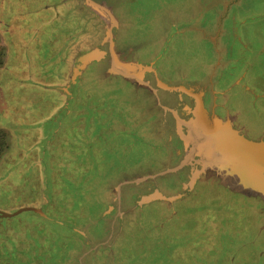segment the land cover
Wrapping results in <instances>:
<instances>
[{
	"label": "crops",
	"instance_id": "crops-1",
	"mask_svg": "<svg viewBox=\"0 0 264 264\" xmlns=\"http://www.w3.org/2000/svg\"><path fill=\"white\" fill-rule=\"evenodd\" d=\"M92 1L98 2V0ZM99 1L110 10L116 19L117 26L113 30V46L118 57L122 61H140L151 64V71L146 73L148 85H141L133 78H128L119 73H105L106 68L109 65V60L105 58L100 61H91L82 69L78 78L75 79L73 89L74 94H72V97L69 99L67 93L62 91V88L63 86H66L71 79L73 60L80 52L92 48L100 43L104 35V29L101 30V22L99 21L101 24L100 33L98 35L99 37L93 36L95 40L94 42L89 44H86L85 42L83 44H73V41H70V43L65 44L63 48L68 51L67 57L61 52L62 46L59 45V49L57 47L53 51L52 56L54 57L53 59L58 61V64L61 65L60 73L64 76V79L58 85L49 86L52 89H56L60 96L55 97L57 100L54 104L55 107H53L51 112L48 113L49 115L44 120V123L48 126L49 131L43 132V128L41 126L37 127V138L41 140V145L38 144L37 149L42 155L41 157L46 156L47 154L46 141L53 135V127H55V130L60 129V127H62L61 123L64 121L70 124H76L71 127L73 129L71 135L66 130L59 132L58 134L61 135L62 133L67 140L69 139V143L64 147L66 142H59L58 148L55 150L56 152L53 149L50 155L55 153L61 156L63 154H72V158L70 159L72 162H70L71 166H74L75 162L77 163V166H104V164H102L104 163L102 159L106 155L105 152L108 151V153H110L114 151L113 153L120 154L122 158H124L123 160L113 163L114 166H117V172H120L121 167L126 166L125 173L127 175L140 173L141 175H148L152 172L156 173L164 170L169 166H178L180 161L183 160L184 156L187 154L188 149H191L193 146V161L189 162L190 166H227L223 164L224 162L222 158L221 160L218 158V160L214 159L213 161V157L216 155L213 153V149L221 146L222 144V140L219 138L215 140L213 145L209 148V145L197 146V140L195 138L186 140L182 138L177 131L175 132L176 119L179 118L181 121H184L188 117L189 113L191 115L192 111L196 107L194 99L189 94L190 86L195 88L203 87L204 89V94L201 96L203 116H200V119L202 121L206 120L205 122L208 124V128H211L212 130L211 135L213 139L216 138L214 133H218L220 131L218 128L223 130L226 126H229L236 132L237 135H241L246 141L253 144L261 143L264 140V123L261 125L260 122L255 123L247 120L243 122L239 111H235L231 107V101L235 97L237 98V93L241 92L249 96V100L252 106H254L256 114L259 117H264L263 108H256L257 102L259 100H264V86L261 85L259 76L254 72V69H256V58H254L255 51L253 47L250 46L247 38L241 34L239 29L245 21L264 15V5L254 8L253 11H250L249 13L240 14V12H238V8L241 4V0H222V10H228V13H226V20L224 21L223 26L213 23L211 26V30L213 31L212 34L207 33V25L199 22L200 17L198 14L197 17H195L194 22L192 19H184L181 22L175 19L171 20L167 27L165 26V41H162L153 49H148L143 45L146 38L145 31L149 27L152 28L151 26H134V31L136 33L137 31H140V38H134L132 36L129 38L128 35L123 36L120 34V18L114 10L113 0ZM82 7V10L85 9L84 11L86 12L85 0ZM158 8L159 7H157V9ZM209 9L219 10L218 8L215 9V7H207V10ZM231 11L233 12L232 15L230 14ZM190 17L193 16L189 15L188 18ZM75 18H77V23L74 21ZM222 18L223 16L219 19ZM70 19V28L80 30L79 14L73 12ZM189 27L199 30L202 35H204L211 42V44H214V49H212L215 54V59L212 61L213 63L211 62L212 64L210 63V67L208 65L206 70L203 71V74L200 76H188L181 71L168 72L165 68H163L164 63L162 62L167 56V52L172 47L173 43H175L176 37ZM217 29H219V31H217ZM93 32L97 33L96 30ZM83 35H85L84 32ZM222 38L225 43L232 42L237 39L243 44L246 56L244 58L245 62L242 63L245 67L243 69L241 63L239 67L240 69L238 68L234 75L232 73L233 76H236V74L239 73L244 74L247 81L243 85H230L232 78H229V80L226 81V79H228V74L227 71H224V68L229 66L227 64L230 60L234 61L236 59V55L232 54L230 50H228L227 54L224 55L222 45H218V43L222 41ZM76 39L78 42L81 39L80 35H78ZM83 39L85 38L83 37ZM134 43L136 44L134 45L135 47H131ZM140 46L142 48H139ZM142 52H144L145 55L142 56ZM92 63L101 66L100 71H98L100 81L105 84H110L114 80L127 82V89H129L130 92H127V95L122 93V97H118L116 95L118 93L113 92V89L117 90V87L104 89L99 86L98 83H92L96 89H99L97 90V93L94 89L89 88V90H85L84 95H82L81 88L85 82H88L87 80L84 81V73L87 66ZM26 75L27 74L21 76V78L25 81L21 82L19 79L17 80L15 78V83L18 82L23 88L26 84H38L36 81L25 77ZM44 75H48L47 70ZM158 81L168 82L172 85H180L183 89L181 91L171 89L167 98L161 97L160 94L154 95L151 90H160ZM119 89L121 90L122 88ZM87 95L89 98L94 99L93 103H91L89 98L87 99ZM82 98H84L85 101L81 103ZM52 99L54 100V97H52ZM216 100L220 101L222 104L225 103L229 110L225 113L219 111L215 107ZM63 105L66 108L63 115L60 118L54 117V114L60 110ZM87 107H93V110L91 111ZM205 122H203V125ZM171 126L174 128L173 147L168 145L166 142L167 139L170 141L171 138L166 136L165 128ZM90 127H92V130ZM185 132L186 131L182 127V133ZM203 158L206 161L203 160ZM208 159H211L212 164L207 162ZM145 160H147L146 163ZM67 161L68 160H65V162ZM149 162L150 165L145 170L135 169L137 166H146ZM107 164H105V166ZM60 166H62V162ZM254 166L262 165L256 163ZM32 167L33 166H27L26 169L30 170ZM54 168L55 166H53L52 169ZM60 169L61 170L58 173L59 175H51L48 179L45 177L48 181V187H46L45 184L43 192H41L42 194H40V196L37 194V204L35 206H21L40 208L46 216L26 209L22 211H29L31 216L26 219L18 220L16 222V230H12L8 228V226H2L0 223V264H13L15 262L19 264H40L38 259L33 256L34 250L41 251L42 249H49V242L55 243L59 240H61V243L64 246L68 242L71 231L78 234L80 238V234L71 228L74 225L70 224V222L66 220L65 216L57 213L58 216L55 215L56 217H53L48 213V210L51 209L59 211L57 208L58 200H66L65 206L67 209L69 207V198L72 193L70 184L75 183V181L70 182L69 179L65 180V178L60 175L62 174V167ZM57 175V178H60V180H56ZM158 177L165 178L161 179L160 183L154 179L156 184L155 186L165 195H172L173 192L176 193L178 191L177 179L171 173L161 174ZM148 179L150 178H147V180ZM21 181L24 182V180ZM125 184H129V181L121 185L123 186ZM144 185H146L145 182ZM62 188H65V191L62 190ZM220 189H224V191H228L230 193L233 192L244 196L258 198V200L262 201V210H264V198L258 194L248 193L224 183L222 178L213 168L209 170L208 173L197 182L191 192L182 199L175 200L172 203L166 200L158 199L145 204L165 205L163 214L159 216V219L156 217L157 226L162 232H164L172 226L173 219L178 218L179 213L178 211H175L176 206L179 203H185L187 210L185 209L183 212H189V215H191L190 219L192 220L189 226L197 231V238L195 242L191 243V250L198 251V256L200 253L204 252V264H207L211 260H213L211 262L212 264H244L239 262L237 249L224 250L223 258L218 256L220 247L217 245L213 237L214 232L212 231V227L214 223L212 220L208 218L198 221L193 220L196 215L201 213L212 212L215 210L225 211L230 209L229 206L234 203V201L229 199L230 197L223 198L222 202L213 204L211 210L208 208L204 209V202H208L210 200H201L209 194L219 193L218 191H221ZM79 195L83 196L84 199L87 197V193H85L82 189L79 190ZM130 202H132V198ZM40 203H44L48 206V210L43 208V206H38ZM100 209L101 207L99 208L97 214H100ZM20 212L11 216H0V218L16 216ZM141 215H143V213ZM168 216L172 217L169 221H167ZM154 218L155 217L152 219ZM141 219L143 222L150 220L145 218V215L141 216ZM165 221L168 223H165ZM31 227H36L37 230H39V244L37 241L35 242L33 240V236L30 234ZM18 231H21V233ZM6 232L9 233V237H4ZM22 235L25 236L23 242L20 238ZM251 240L252 239H246L240 242L244 245L251 242ZM81 242L83 243L82 239ZM30 251H32V254ZM248 257L253 261L264 258V251L257 249L250 253ZM219 259H222V261H217Z\"/></svg>",
	"mask_w": 264,
	"mask_h": 264
},
{
	"label": "rangeland",
	"instance_id": "rangeland-1",
	"mask_svg": "<svg viewBox=\"0 0 264 264\" xmlns=\"http://www.w3.org/2000/svg\"><path fill=\"white\" fill-rule=\"evenodd\" d=\"M7 1L8 0H0V10H3L2 3ZM14 1L16 0H11V2ZM98 2L102 3L99 0ZM221 2L223 1L113 0L114 10L120 18V34L123 36L128 35L129 38L131 36L134 38L141 37L140 31H137V33L134 31V26H151L152 29L157 30L158 26L167 27L169 22L175 19L179 20V22L183 21L184 19H192L194 22L197 14L200 17L199 22L207 25V33L212 34L213 31L211 30V26L213 25V23L223 26L224 21L226 20V13H228V10H222L223 4ZM83 3L84 0L82 1V4ZM262 5H264V0H241L238 12H240V14L249 13L250 11H253L254 8L260 7ZM157 7L159 8L157 9ZM207 7H215V9L218 8L220 11L210 9L207 10ZM68 9L72 10L66 11ZM58 11L60 12L61 20L63 22L71 21L68 15L71 12L72 14L73 12L79 14L80 33L83 34L84 32L87 36L90 34V38H93V36L99 37L98 35L100 33L101 24V30L105 29V26L107 25V22L89 6L86 5V12L82 10L77 0H62ZM232 13L233 12L231 11L230 14L232 15ZM10 14L8 12L6 13L5 11H0V29L2 25L10 22L8 21L9 19H11L13 24L15 23V21H13L12 15L10 18ZM189 15H192L193 17L188 18ZM222 16L223 18L219 19ZM74 21L77 23V18H75ZM99 21L101 22V24L99 23ZM239 29L241 34H243L247 38L250 46L253 47L255 51L254 58H256V69H254V72L259 76L261 85L264 86V15L245 21L244 24L239 27ZM94 30H96L97 33H94ZM2 38L3 42H5L9 50L8 62H10L13 55L12 48L14 44L12 39L10 40L9 38H5L4 34L2 35ZM52 45L53 44H44L42 49L45 51L50 50L48 46ZM64 46L65 44L63 45V47ZM212 48L214 49V47H212L211 45V42L204 35H202L199 30L189 27L176 37L175 43H173L172 47L167 52V56L162 62L164 63L163 68H165L168 72L181 71L188 76H200L201 74H203V71L206 70L208 65L210 67V63L215 59V54ZM2 49L3 46L2 44H0V53ZM141 55L143 56L145 55V53L142 52ZM35 57L36 59H41V57L48 58L49 56L45 52L41 51L39 53H35ZM53 58L54 57H50V59L48 58L46 60H43V62L47 65L48 75L35 73V70L33 68L32 73L28 72L25 76L30 80L36 81L38 84H26V86H24V90L28 91V94L24 95L27 97L25 98L27 100H24V104L22 106L20 105V107L22 109H27L32 104L35 105L37 108L34 111L39 110L40 112L39 114L33 113V117L36 119L43 118L49 112H51L53 107H55V102L53 103L54 100H51L50 98L60 96L59 92L56 89H52L49 87L50 85L60 84V82H62L64 79V76L60 73L61 65H59L58 61L54 60ZM100 68V65L93 63L87 66L84 73V81L87 80L88 82H85L83 85L84 88H81L82 95H84L85 90H89V88L94 89L97 93V90L99 89H96L92 85V83H98V85L103 87L104 89L117 87V90L113 89V92L118 93L116 94L118 97H122V93L124 95H127V92H130V90L127 89V82L114 80L110 84H105L104 82L100 81L98 72L100 71ZM119 88L122 89L120 90ZM236 96L237 98L235 97L231 101V107L235 111H239L240 117L243 122L246 120L255 123L260 122V124L262 125L264 123V117H259L256 114L255 108L254 106H252L249 100V96L241 92L237 93ZM88 98L89 97L87 95V99ZM89 99L91 103L94 102L93 98ZM84 101L85 99L82 98L81 103ZM256 108H263L264 110V100H259L257 102ZM88 109L92 111L93 107ZM90 129L92 130V127H90ZM65 130L70 133V135L73 132L71 126H66ZM6 135H8L7 129H5L4 127H0V211L9 213L21 206H35L37 204V194L40 196V194H42L41 192H43L45 184L48 183L46 178L48 179V177H50L51 175L54 176L58 174L61 170V167L63 170L62 174L60 175L64 178L67 179V175H71V177L73 175L78 177V171L80 170H78L79 166H77L76 162L74 166H71V171L69 172V174L65 170L67 166H56L57 164L61 165V162H65V160L69 161L72 158V154H63L62 156L59 154L56 155L54 160L56 165L54 169H52L51 166H33L32 168H30V170L26 169V167L24 168L23 166H6L4 163H11L14 161L12 159V155H3V152L7 149L6 147L8 139L6 138ZM113 152L108 153V151H106V155L102 159L104 161V163H102L104 164V166L107 163L108 164L106 166H112V174L108 178H104L103 176L100 182H98L96 178L89 179V181L86 183L87 185L95 182L97 184L91 185L89 187L86 185L87 188L83 190L85 193H87V195L90 194L96 200H91L92 202H88L83 205L84 210H87L89 212L88 214H85V217L90 215V221L93 225H91L88 221H85L83 218H77L76 221L73 222V227L80 229L85 233L84 239L86 240V242L84 243L85 249L82 250L77 257L76 264H98L101 260L105 261L108 258L109 254H117V250L119 249L118 246L128 243L127 239L131 233L134 219L136 218L135 215H138V218H141V216L145 215V218L150 219L144 221L143 223L147 222L146 224H157V219H159V216H161L164 212V204L146 205V203L138 205L134 203L136 199H139V195L148 191L149 188H153L154 185H156L154 179L161 174H157L148 180H142L136 183H133L131 181L142 178L147 174L129 175V177L120 180L118 175L115 176L117 172V166H114L113 163L119 160H123L124 158H122L120 154H116ZM146 162L147 160H145V163ZM149 165L150 162L147 163L146 166H137L135 167V169L145 170ZM152 174L155 173L152 172L148 175ZM58 175L56 176V180H60V178H57ZM21 180H24L25 183ZM123 181H129V184H125V186L123 187H135V185H141L144 182L146 183V185H143L140 191L133 193L132 202L127 203L126 201H122V185H119V193H117L115 190L117 183ZM220 190L221 191H218L219 193L209 194L207 197H204L201 200H210L208 202H204V209L208 208L211 210L213 204L222 202L223 198L229 197L230 200L234 201L232 205L235 206L231 205L229 206L230 209L225 211L215 210L212 212L201 213L196 215L193 220L198 221L208 218L213 221V237L217 245L220 247V251L218 254L219 257L223 258L224 250L237 249L239 254V262L244 264H264V258L256 259L255 261H253L248 257L250 253L257 249L264 251V210H262V201L258 200V198L244 196L233 192L230 193L228 191H224V189ZM172 194H174V192ZM107 205H111V210L109 212L107 211L105 216L101 220L95 221L99 215L97 214L99 208L101 207L100 210L103 211L106 209ZM44 208L48 210V206H44ZM185 209L187 210L186 204L183 202L179 203L176 206L175 211H178L179 214L178 218L173 219L172 221L173 227H175L176 225L181 227H184V225L189 226V224L192 222L189 212H183ZM48 213L53 217L58 216L57 213L65 216V214L61 210L58 211L51 209L48 210ZM142 213L143 215H141ZM30 216L31 213L29 211H22L16 216L0 218V223L2 226H8V228L16 230V222L18 220L29 218ZM170 216H168L167 221L172 219V217ZM153 217L155 218L152 219ZM156 217L158 218L156 219ZM167 221H165V223H168ZM92 226L94 230L98 232L96 233V235L93 234L94 231L91 228ZM158 229L160 230L159 227ZM18 232L21 233V231ZM30 234L33 236V240L36 242L34 238L36 237L35 234H39V230H37L36 227H31ZM72 236L74 237V240L71 246L69 247L68 243H66L64 246L66 256L69 254V252L70 254L71 252L74 253V251H76L78 248V246L76 245L78 244V238L76 235L72 234ZM152 236L159 237L158 232L154 231L152 233ZM4 237H9V233L6 232ZM20 238L23 242L25 236L22 235ZM80 238L82 239L81 235ZM183 238V234H180L178 236L179 241L183 240ZM246 239L252 240L251 242L242 245L241 242ZM51 248L52 247H50L49 249V254L51 252ZM30 252L32 254V251ZM157 252L160 254L161 250L158 249ZM212 261L213 260L209 261L207 264H212ZM217 261H222V259H219ZM13 264L19 263L15 262ZM155 264L158 263L156 262Z\"/></svg>",
	"mask_w": 264,
	"mask_h": 264
},
{
	"label": "flooded vegetation",
	"instance_id": "flooded-vegetation-1",
	"mask_svg": "<svg viewBox=\"0 0 264 264\" xmlns=\"http://www.w3.org/2000/svg\"><path fill=\"white\" fill-rule=\"evenodd\" d=\"M77 1L78 4H80V7H82L83 0ZM61 3L62 0H16L14 2L8 0L7 2L2 3L3 10L0 11H5L9 14L11 12L10 18L12 15L13 21H15L13 24L11 19H9L8 21L10 22L2 25L0 29V44L3 46L0 53V121L2 123H0V127H4L8 131V135H6V138L8 139L7 149L3 152V155H12V159L14 160L11 163H4L6 166H23L24 168H27V166H51V168H53V166L56 165L54 162L55 156L58 154L55 153L50 155L52 150H57L56 148H58L59 142L61 141L64 143L66 142L64 147L69 143V139L67 140L62 133L61 135H58L59 132L65 131L66 126L72 127V125H76L63 121L64 123H61L62 127H60V129L55 130V127H53L54 133L50 139L46 141L47 154L46 156L41 157L42 155L37 149V145H41V140L37 138V127L41 126L43 128V132L49 131L48 126L44 123L45 118L49 114L43 118L36 119L33 117V113L39 114L40 112L39 110L34 111L37 108L35 105L32 104L27 109H22L20 105L22 106L25 102L24 100H27L25 99L27 97L24 95L28 94V91L24 90L18 82L15 83V78L17 80L19 79L21 82L25 81L21 78V76L27 74L28 72L32 73L33 68L35 73L44 74L47 70V65L43 62V60L53 57V51L57 47L59 49V45L62 46L61 52L67 57L68 51L63 48L64 44H68L70 41H73V44H83L84 42L89 44L95 41L94 38H90V35L87 36L81 34L79 29L70 28L68 21L63 22L61 20V15L58 11ZM66 11L71 10L68 9ZM68 15L69 18H71L72 12ZM217 31H219V29H217ZM145 33L146 38L143 45L145 48L153 49L162 41H165V26H158L157 30L149 27L146 29ZM3 34L5 35V38H9L10 40L12 39L14 44L12 48L13 55L10 62H8L9 50L5 42H3ZM78 35H80L81 39L77 42L76 37ZM83 37L85 39H83ZM44 44L53 45L48 46L50 50L45 51L42 49ZM134 45L136 44H132L131 47ZM211 45L212 47L214 46L213 43ZM218 45H222L224 55L227 54L228 50H230L232 54L236 55V59L234 61L232 60L233 62L230 60L227 64L229 66L224 68V71H227L228 74V79H226V81L229 80V78H232L230 85H243L247 81L243 73L233 76L236 73L235 71L240 67L241 63L245 62L244 58L246 56V51L243 44L237 39L232 42L225 43L222 38V41H220ZM139 48L142 47L140 46ZM41 51L48 54L49 57L36 59L35 53H39ZM243 63L242 68L244 69L245 65ZM50 99L53 100L52 98ZM54 102H57L55 98L53 103ZM215 102V107L219 111L225 113L229 110L225 103L222 104L217 100ZM70 162V160L62 162V166H67L65 170L68 174L71 171ZM56 166L60 165L57 164ZM125 168L126 166L121 167L120 172H116L115 174V176L118 175L120 180L130 175L125 173ZM78 170H80L78 171V177L74 175L72 177L71 175H67L66 177L70 182H82V190L87 188L86 183L89 179L96 178V180L100 182L103 176L104 178H108L112 174V166H79ZM67 179L65 178V180ZM155 179L158 183H160V180L165 178L156 177ZM47 184L48 183H46V187H48ZM94 184L97 183L95 182L87 186L89 187ZM143 185L144 183L141 185H135V187H123L125 185L121 186L122 201H126L127 203L130 202L133 193L140 191ZM86 196L90 198V196ZM38 206H43V208L44 206L46 207L44 203H40Z\"/></svg>",
	"mask_w": 264,
	"mask_h": 264
},
{
	"label": "water",
	"instance_id": "water-1",
	"mask_svg": "<svg viewBox=\"0 0 264 264\" xmlns=\"http://www.w3.org/2000/svg\"><path fill=\"white\" fill-rule=\"evenodd\" d=\"M85 4L97 12L107 22V25L105 26L104 35L100 43L92 48L80 52L74 58L71 79L66 86H63L62 91L67 93V96L70 99L72 94H74L73 89L75 79L78 78L82 69L91 61H100L105 58L109 60V65L106 68L105 73H119L128 78H133L141 85H148L146 73L151 71V64L140 61H122L115 52L113 46V30L116 28L117 22L110 10L103 4L92 0H85ZM158 86L160 87V90L151 91L154 95L160 94L161 97L164 98L169 96L171 89L177 91H181L183 89L180 85H172L163 81H158ZM196 88L190 86L189 90V94L194 99L196 107L192 111L191 115L188 112L190 116L188 115L184 121H181L179 118L176 119L175 132L177 131L179 135L186 140L195 138L197 140V146L209 145V148L213 145V142L219 138L222 140V144L221 146L213 149V153L216 154L213 157V161L214 159L218 160L219 158L221 160L222 158L224 162L223 164L227 166H190L189 162L193 161V146L191 149H188L187 154L184 156L183 160L180 161L178 166L169 167L155 174L146 175L142 178L131 181L136 183L142 180H147V178H152L157 174L171 173L177 179L178 191L172 195H165L154 185L153 188H149L148 191L139 195V199H136L134 202L135 204L142 205L158 199L166 200L172 203L175 200L182 199L191 192L197 182L212 168L215 169L216 173L222 178L224 183L248 193L258 194L264 198V140L261 143L253 144L246 141L241 135H237L236 132L229 126H226L223 130L218 128L220 131L218 133H214L216 138L213 139L211 135L212 130L211 128H208L209 126L205 122L206 120L202 121L200 119V116H203L201 96L204 94V89L203 87ZM65 109L66 108L63 105V107L54 114V117L60 118ZM203 122H205L204 125ZM182 127L186 131L185 133H182ZM165 129L166 136L171 138L170 141L167 139L166 142L168 145L173 147L174 128L171 126ZM203 160L205 159L203 158ZM207 162L212 164L211 159H208ZM256 163L262 166H254ZM126 182L128 181H123L117 184L115 187L117 193H119V185ZM26 209L46 216L40 208L35 207H21L11 213L0 211V216H11ZM110 210L111 205H107L106 209L100 212L96 221L101 220L105 216L106 212H109ZM71 228L81 235L83 243H85V233L80 229L74 227Z\"/></svg>",
	"mask_w": 264,
	"mask_h": 264
},
{
	"label": "trees",
	"instance_id": "trees-1",
	"mask_svg": "<svg viewBox=\"0 0 264 264\" xmlns=\"http://www.w3.org/2000/svg\"><path fill=\"white\" fill-rule=\"evenodd\" d=\"M80 184L81 182L70 184L72 193L69 198L68 209L65 206L66 200H58L57 208L59 211H63L66 220H68L70 224H73L77 218H83L93 225L90 221V215L85 217V214L89 212L84 210L83 205L92 202L91 200H94V198L90 196L92 198L86 197V199H84L83 196L79 195V190L82 189V184ZM62 190L65 191V188H62ZM137 216L138 215H135L136 218L134 219L131 233L127 239L128 243L121 246L119 245L117 254H109L105 261L101 260L98 264H155L156 262L158 264H204V252L200 253L198 256V251L191 250V243L195 242L197 238V231H195L194 228L191 226L184 225V227H181L176 225L162 232L158 229L157 224L143 223L142 219ZM91 228L94 231L93 234L96 235L98 232L94 230L93 226ZM154 231L158 232L159 237L152 236ZM72 234L76 235L78 238V244H76L78 248L74 253L71 252L70 254L69 252L66 256L64 251L65 245L63 246L61 240H59L55 243H48L49 249L52 247L50 254L48 253L49 249H42L41 251L34 250L33 256L38 259L40 264H76L77 257L81 251L85 249V246L81 242L79 235L71 231V235L67 242L69 247L74 240ZM180 234L184 235L181 241L178 240ZM39 237V235H36L34 238L38 244L40 243ZM158 249L161 250L160 254L157 252Z\"/></svg>",
	"mask_w": 264,
	"mask_h": 264
}]
</instances>
